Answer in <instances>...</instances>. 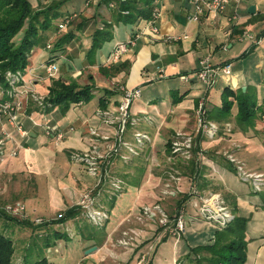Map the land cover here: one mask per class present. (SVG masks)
I'll list each match as a JSON object with an SVG mask.
<instances>
[{
  "label": "crops",
  "instance_id": "1",
  "mask_svg": "<svg viewBox=\"0 0 264 264\" xmlns=\"http://www.w3.org/2000/svg\"><path fill=\"white\" fill-rule=\"evenodd\" d=\"M90 1H69L62 10L64 16L77 14L75 11L79 10L84 16L94 18L63 52L58 53L55 61L62 65L55 78L93 85L91 104H75L61 113L57 107L42 110L31 98L24 99L18 120L28 136L19 135L9 125L2 127L10 138H6L4 151L0 154V195H3L0 200L4 203L11 200L7 204L22 203L29 209L34 222L41 219L48 225L42 230L32 226V232L39 233L38 237L33 233L23 251L40 248L45 243L44 238H50L51 246L56 249L70 247V252L75 254V264H195L191 250L211 244L215 231L223 228L212 223L214 229H210L208 224L211 223L197 217L189 204L191 198L184 203L176 198L173 205L166 202L163 197L165 172L172 167L180 178L185 177L181 186L172 183L179 188V193H184L188 185L189 189L202 194L217 191L233 215L248 219L244 231L247 240L245 264H264V183L260 191H254L238 178L233 165L223 158V153L229 151L243 158L251 170L264 172V144L259 138L263 123L257 121L255 131H242L234 120L236 107L229 117L222 118L219 114L225 87L235 91L253 86L258 100L264 98V77H260L264 73V0H246L236 5V9L235 4L230 3L221 13L205 14L197 21L188 18L192 12L189 0H154L158 9L155 19L158 33L148 29L145 19L132 25L115 24L112 40L96 52L92 65L86 59L90 33L104 21H110L113 12L99 4L101 0H92V7L88 5ZM251 5L255 7L252 13L248 11ZM234 10L238 18L231 20ZM244 33L259 38L252 42L244 37ZM137 34L134 45L117 62L108 59L117 43ZM49 55L45 46L35 47L25 69L26 81L40 77L32 87L44 94L50 84V79L44 78L43 70ZM206 56L214 65H231V73L216 76L207 89L194 74ZM120 87L141 89L140 98L130 106V113L137 118V123L127 127L126 139L131 141L132 133L138 130L149 134L151 141L145 146L143 155L127 163L115 160L111 174L124 182V190L114 196L109 193L106 183L96 186V179L86 172L82 163L73 161L71 154L90 146L89 126L114 132L113 128L103 125L98 116L96 118V110L115 109ZM105 90L109 93H104ZM3 91L0 86V97H3ZM202 98L207 104V120L218 128L211 138L197 129L195 109ZM101 99L104 106L100 104ZM45 125L56 127L62 133V139L55 141L48 137L44 132ZM178 133L192 137L191 157L176 156L170 165L166 161L167 143ZM0 137L4 138L1 131ZM12 148H16V156L9 154ZM148 180L153 186H146ZM89 190L98 205L107 211L108 217L101 226L89 223L77 204L80 195ZM145 202L159 203L169 211L173 207L174 210L179 206L186 207L188 223L184 234L176 239L172 234L157 231L154 225L149 229L136 223L133 213ZM71 208L78 211L74 218L54 224ZM128 218L130 222L126 221ZM134 227L140 229L138 241L129 246L120 245L123 230ZM57 229L66 236L53 239ZM150 238L161 239L153 255L154 248L149 249ZM91 247H95L94 250L86 253ZM20 256L16 262L12 261L22 263ZM170 256L171 260H168ZM43 257L49 264H56V258Z\"/></svg>",
  "mask_w": 264,
  "mask_h": 264
},
{
  "label": "built area",
  "instance_id": "2",
  "mask_svg": "<svg viewBox=\"0 0 264 264\" xmlns=\"http://www.w3.org/2000/svg\"><path fill=\"white\" fill-rule=\"evenodd\" d=\"M246 0H189L192 4V12L188 16L190 20L197 21L205 14H219L224 11L230 3H234V8L241 2ZM111 7L114 4H110ZM236 9V8H235ZM158 15V9L154 7L152 12V18L147 20L148 29L152 33H158V28L155 25V19ZM76 16V14H70L63 16L62 20L58 23V29L64 30L69 22ZM238 18L237 11L234 10L231 20ZM138 34L127 41L117 43L109 54L108 59L112 62H117L119 58L124 54L130 46L134 45L135 38ZM244 37L250 39L252 42H256L257 39L253 34L244 33ZM169 39H179V37H169ZM51 44L46 45V49L49 50ZM46 77H52L58 72V64L56 61H50L43 66ZM231 73V65H214L209 56L201 59L199 68L194 73L197 80L204 85V87L210 88L214 83L216 76H227ZM6 81L8 82V89L3 91V97H0V131L4 135V138L0 137V154L3 153L6 145V138H10L8 132L3 130L4 125H9L21 136H28L27 131L22 127V124L18 120V115L22 109L24 99L31 98L37 100L40 109L45 110L49 107L46 99L43 96L37 95L38 92L32 87L33 79L26 81L25 72L16 71L14 73L7 72L5 74ZM185 78V77H182ZM36 81V80H35ZM28 82V84H27ZM119 101L115 109H97L96 114L101 123L106 127L113 128L114 132L99 131L94 126L88 127V133L91 136V144L88 149L79 152H73L71 159L75 162L82 163L85 166L86 172L94 179H96V186L101 182H104L109 186V193L114 196H119L124 190V182L116 175L111 174L113 164L115 160H120L124 163L129 162L132 158L143 155L145 146L150 143L151 137L149 134L143 131H134L132 133V140L126 139L127 127L129 125H135L137 118L133 117L130 113V106L133 101L137 100L141 96V89L139 87L119 88ZM78 102L77 104H81ZM205 98L198 100L195 115L197 122V129L202 131L208 137L215 136L217 132V126L207 120V108ZM45 134L59 141L63 135L57 131L56 127L44 126ZM193 139L190 135L178 133L175 138L170 141L168 151V161L171 164L174 163L175 157L182 156L184 159H190L193 148ZM11 156H16V148H12L9 152ZM223 156L232 163L235 169V173L238 178L244 182H247L253 190L260 191L264 183V176L260 173H251L245 170L244 164L241 160L236 158L234 153L225 151ZM169 167L167 171L168 179L164 183L163 195L174 196L179 191V188L172 186V183H178L180 177L177 172L171 170ZM191 200L189 204L195 209L196 216L205 220L211 221L219 228H224L234 218L233 213L225 205L220 193L210 192L208 195L201 196L196 189H191ZM84 215L85 219L96 226L103 225L107 219L108 214L103 206H99L96 202V197L92 193V190L86 191L80 195L77 203ZM6 210L13 216L21 214L20 219L26 218L24 212V205L22 203H14L6 206ZM23 211V212H21ZM186 207L181 206L175 210L172 222L174 228L171 230V234L176 238L184 233L188 216H186ZM136 223H144L146 221L156 222L158 225L165 227L170 219L163 207L159 203H153L150 206H144L141 211L134 217ZM127 222L131 220L126 219ZM35 222L41 223V219H36ZM133 222V223H135ZM138 233L132 228L129 230H123L122 238L119 240V244L122 246H129L134 244L138 238ZM149 249H153L149 247Z\"/></svg>",
  "mask_w": 264,
  "mask_h": 264
},
{
  "label": "trees",
  "instance_id": "3",
  "mask_svg": "<svg viewBox=\"0 0 264 264\" xmlns=\"http://www.w3.org/2000/svg\"><path fill=\"white\" fill-rule=\"evenodd\" d=\"M69 1L71 0H51L44 5L42 0H0V86L3 89L8 87L5 76L7 72H25L31 51L37 46L46 47L48 43L45 42L49 39L48 32L56 21L62 20L64 14L61 8ZM112 3L113 7L110 6ZM99 4L113 13L110 21H104L101 27L93 28L90 33V46L86 52V59L90 65L94 64L96 52L103 44L112 40L115 24L132 25L140 20H149L152 18L155 7L154 0H101ZM91 18L94 17L82 16L78 21L72 19L69 22V29L50 43L48 62L56 60L58 53L63 52L66 46L89 26ZM55 24L58 25V22ZM20 31L23 34L16 41L15 37ZM100 70L106 73L103 69L100 68ZM93 90L94 86L91 84H80L76 80L68 81L60 77L53 78L47 87L46 102L49 104L47 109L57 107L61 113H65L78 102L90 101L94 97ZM104 93L109 92L105 90ZM100 104L104 106L102 99ZM233 107H236L234 120L242 131L255 130L256 121L264 118V98L261 101L258 100L253 86H247L244 91L241 88L235 91L228 87L223 89L219 108L220 117L231 116ZM77 213L75 208L68 209L54 224L74 218ZM0 215L19 224H28L23 219L9 217L3 212H0ZM246 221L247 218L234 215L226 227L215 231L211 244L191 250L193 262L195 264H245ZM63 235L66 236L57 229L53 232V239L62 238ZM44 239L45 247L53 244L52 239ZM14 250L12 239L0 233V264H49L46 257L33 262L14 263L12 261Z\"/></svg>",
  "mask_w": 264,
  "mask_h": 264
},
{
  "label": "rangeland",
  "instance_id": "4",
  "mask_svg": "<svg viewBox=\"0 0 264 264\" xmlns=\"http://www.w3.org/2000/svg\"><path fill=\"white\" fill-rule=\"evenodd\" d=\"M51 0H42V3H44V5L45 4H47V3H49ZM71 1H73V0H71ZM74 1H81V0H74ZM91 3H89L88 5L90 6V7H92L93 6V3H92V0L90 1ZM88 7V6H87ZM87 7H84V8H87ZM63 8L64 7H62L61 9L63 10ZM79 9L81 8V5H79V7H78ZM63 13H65L64 11H62ZM77 14V16H75L74 18H73V20H79L82 16H84L83 14H82V11H79V10H76L75 11ZM61 21V19H59L58 21H56V22H60ZM91 21H92V18H91ZM90 21V23H92ZM55 22V23H56ZM53 24L52 25V27H51V29L49 30L50 32H48L49 33V40H48V42L47 43H52L57 37H59L61 34H63L65 31H67V29H69V24L66 26V28L64 29V30H62V31H60L59 29H58V25L57 24ZM22 34H23V32L22 31H20L19 33H18V35H16V37H15V40L17 41L19 38H21V36H22ZM51 36V37H50ZM51 38V39H50ZM47 41V40H46ZM77 42V41H76ZM46 43V42H45ZM46 43V44H47ZM71 44V43H70ZM47 50V49H46ZM57 64H58V72H59V70H60V65H62L61 64V62H60V65H59V62H57ZM58 72L54 75V76H52V77H48L49 79H50V81H51V79H53V78H55L56 77V75L58 74ZM45 76L46 75H44V78H45ZM260 76V75H259ZM260 77H264V73H263V76H260ZM38 79H40V77L39 76H35L34 77V79H33V83L34 82H37V81H35V80H38ZM29 81V80H28ZM8 83V82H7ZM9 86V85H8ZM2 88V87H1ZM6 89H8V87L7 88H4L3 90H6ZM37 95H41V96H43V98L44 99H47V92H46V94H44V93H41V92H38V94ZM32 101H33V103L34 104H38V102H37V100L35 101L34 99H32ZM91 103H90V101H88V102H85V105H90ZM141 113H142V111H141ZM96 118H97V115H96ZM257 121H261L263 124L262 125H260V129L261 130H259L260 131V140H262V144H263V139H264V119H260V120H257ZM257 121H256V123H257ZM260 122V123H261ZM252 130V129H251ZM253 131H255V130H253ZM258 131V130H257ZM256 131V132H257ZM255 132V133H256ZM261 142V141H260ZM170 143V142H169ZM168 143V146H170V144ZM236 156V158H238V156L237 155H235ZM180 158H184V157H181V156H179ZM240 157V156H239ZM223 158L228 162V160L223 156ZM239 160H243V158H238ZM241 160V161H242ZM166 161H168V155L166 156ZM243 162V164H244V167H245V170H247L248 172H251V173H260V174H262L263 176H264V172H261V171H255V170H251L248 166H247V164H246V162L243 160L242 161ZM245 162V163H244ZM168 163H170V165H171V162H169L168 161ZM229 164H231V165H233L232 163H230V162H228ZM169 165V164H168ZM169 167V166H168ZM234 167V166H233ZM167 169H169V168H167ZM166 169V170H167ZM175 169V168H174ZM234 171H235V169H234ZM173 172V169L171 170V173ZM236 174V173H235ZM165 175H166V177L164 178L165 180H167L168 179V175H167V171L165 172ZM183 182H185V177L184 176H182L181 178H180V181L178 182V184L181 186V184L183 183ZM244 182V181H243ZM147 185L146 186H148L149 184H151V182H150V180H148L147 182ZM244 183H247V182H244ZM152 185V184H151ZM153 186V185H152ZM189 187V185L186 187V190H185V192L184 193H179V192H177L176 193V195H174L173 197L172 196H169V195H164L163 197L165 198V200H166V202H168V203H171L170 205H173L172 203H174V200L176 201L177 199L176 198H179L178 199V201H180L181 203H184L185 201H189V199L191 198V196H192V192H190V190L191 189H189L188 188ZM252 188V187H251ZM254 191H256V190H254ZM211 192H213V193H219V192H217V191H211ZM208 193H210V192H208ZM208 193H206V194H202V193H199V195H201V196H204V195H208ZM149 195H151V194H149ZM221 195V198H223V196H222V194H220ZM3 195L1 194L0 195V197H2ZM4 199V198H3ZM223 200H224V198H223ZM6 202H11V200H8V201H5V203L4 202H2V200H0V204H2V206H0V212H3V213H5L6 215H8V216H10V217H16V218H18V219H20V218H22L21 217V214H16L15 216H13L11 213H9L7 210H6V206L7 205H10V204H7ZM224 202H225V200H224ZM15 203V202H14ZM154 203V202H153ZM152 202H145L144 204H142V205H140L139 207H138V209H137V212H135V213H133V217H135L136 216V214H138L140 211H141V209L144 207V206H150V205H152L153 204ZM13 203H11V205H12ZM225 205L227 206V204H226V202H225ZM163 207V206H162ZM180 207V206H179ZM178 207V208H179ZM228 207V206H227ZM163 209H164V211L166 212V214L168 215V217H169V219H170V222H168L167 223V225L165 226V227H162V226H160V225H158L156 222L154 223V222H151V221H146V222H144V223H141L144 227H147V228H149L150 226L151 227H153V225L155 226V227H157L156 228V230L157 231H160V232H163V233H168V234H171V230L174 228V223L172 222V220H173V216H174V214H175V208L173 207V209L171 210V211H169V210H167V209H165L164 207H163ZM21 212H23V211H21ZM24 212H25V214H26V218H23V220H24V222H27L28 224H23V223H21V224H19L18 222L17 223H15V221H12L11 219H8L7 217H4V216H2V215H0V233H6L7 235H8V237H10L11 239H12V241H13V244H14V254H13V256H12V260L14 261V262H16L17 261V258L21 255V254H25L24 255V257L23 256H20V257H22V261H24L25 260V262H33V261H35V260H39L40 258H42L43 256H47V257H49V258H56V264H63V263H66V264H75L74 262H73V260L75 259V254L74 253H72V252H70V250H69V248L70 247H67V246H62V247H60L59 249H56L55 247L56 246H48V247H45V245H42L40 248H34L33 250H31V249H29V250H26V251H23L25 248H26V244L28 243V241H29V238L32 236V234L33 233H35V236L36 237H38L37 236V234H39V233H36V232H32V226L33 225H35V227H38V228H40L41 227V230L42 229H44V228H47L48 227V225L46 224V222H41V223H38V222H34V219H33V216H31V213L29 212V209L27 208V207H25L24 206ZM186 216H188V211H187V209H186ZM32 220L33 219V222H29V220ZM28 220V221H27ZM205 221V220H204ZM247 221H248V219H247ZM247 221H246V223H247ZM206 222V221H205ZM208 223H211V224H208V226H209V228L210 229H214V227H213V225H212V223L213 222H211V221H207ZM35 223V224H34ZM88 223V222H87ZM152 224V225H151ZM49 226H51V225H49ZM52 227V226H51ZM245 228H246V226H245ZM138 234V237L140 236V229H138L137 227H134L133 228ZM150 229V228H149ZM186 230V229H185ZM185 232V231H184ZM143 234V236L145 235V232H143L142 233ZM184 234V233H183ZM182 234V235H183ZM41 235H42V233H41ZM40 235V236H41ZM39 236V237H40ZM142 236V237H143ZM144 238V237H143ZM151 240L148 242L149 243V246L150 247H152V248H154L153 249V251H152V255H153V253L155 252V250H156V248H157V246H158V244H159V242L161 241V239L160 240H154L153 238H150ZM70 240H68V242H69ZM138 241V238L136 239V241L135 242H137ZM65 242V241H64ZM71 242H72V240H71ZM134 242V243H135ZM73 243H75V239L73 240ZM142 243V242H141ZM140 243V244H141ZM139 244V245H140ZM144 247V246H143ZM148 247V246H147ZM139 250L140 249H142V248H138ZM139 250H137V252H139ZM30 251H32V253H30ZM170 255V254H169ZM80 259V256H78V260ZM168 260H171V256L169 257V259ZM63 261V262H62ZM80 261V260H79ZM80 264V263H79Z\"/></svg>",
  "mask_w": 264,
  "mask_h": 264
},
{
  "label": "water",
  "instance_id": "5",
  "mask_svg": "<svg viewBox=\"0 0 264 264\" xmlns=\"http://www.w3.org/2000/svg\"><path fill=\"white\" fill-rule=\"evenodd\" d=\"M254 9H255V7H254L253 5H251V6L249 7L248 11L252 13V12H254ZM242 90L244 91V90H245V87H242ZM94 248H95V247H91V248L87 249V250H86V253H90V252H92V251L94 250Z\"/></svg>",
  "mask_w": 264,
  "mask_h": 264
}]
</instances>
